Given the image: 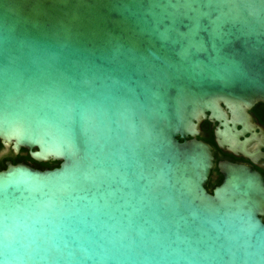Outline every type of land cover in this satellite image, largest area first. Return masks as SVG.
Here are the masks:
<instances>
[{
	"label": "water",
	"instance_id": "water-1",
	"mask_svg": "<svg viewBox=\"0 0 264 264\" xmlns=\"http://www.w3.org/2000/svg\"><path fill=\"white\" fill-rule=\"evenodd\" d=\"M257 103L264 0H0V264H264Z\"/></svg>",
	"mask_w": 264,
	"mask_h": 264
},
{
	"label": "flooded vegetation",
	"instance_id": "flooded-vegetation-1",
	"mask_svg": "<svg viewBox=\"0 0 264 264\" xmlns=\"http://www.w3.org/2000/svg\"><path fill=\"white\" fill-rule=\"evenodd\" d=\"M229 120H235L236 127L241 132L240 141L244 144L243 149L232 150L229 146L221 145V138L217 136L218 123L209 120L204 121L200 128L199 140L207 143L215 156V168L212 172L207 190L213 194L216 188L222 185L224 175L220 171V164L232 163L252 168L264 177V103H257L248 110L246 119L234 118L226 109ZM22 154V153H21ZM20 155H15L12 148H7L0 140V172L8 169L10 163L14 165L26 164L35 168L28 160H20ZM27 156V152L24 153Z\"/></svg>",
	"mask_w": 264,
	"mask_h": 264
},
{
	"label": "trees",
	"instance_id": "trees-1",
	"mask_svg": "<svg viewBox=\"0 0 264 264\" xmlns=\"http://www.w3.org/2000/svg\"><path fill=\"white\" fill-rule=\"evenodd\" d=\"M24 153H25V151L22 152V154L20 156V160H28V161L32 162L37 170H41V171H45L46 169L54 170V169H57L60 167V163H56V162H51L48 164L36 163L30 158L29 155L25 156Z\"/></svg>",
	"mask_w": 264,
	"mask_h": 264
}]
</instances>
